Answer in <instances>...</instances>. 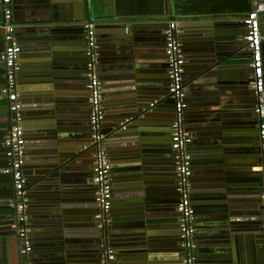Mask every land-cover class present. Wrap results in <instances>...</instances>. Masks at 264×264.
Returning a JSON list of instances; mask_svg holds the SVG:
<instances>
[{
  "label": "crops",
  "instance_id": "0c3cea01",
  "mask_svg": "<svg viewBox=\"0 0 264 264\" xmlns=\"http://www.w3.org/2000/svg\"><path fill=\"white\" fill-rule=\"evenodd\" d=\"M1 5L0 0V23ZM183 5L176 4L174 0H59L58 7L53 9V15L41 11L34 14L32 10L16 11L13 8L15 34L21 46L18 54L20 70L17 75V91L21 103L22 127L25 136L23 172L27 177L26 191L29 202L27 232L32 242V249L31 261H29L19 253L20 244L13 227L2 225L5 219L12 218V211L6 204L7 198L0 196V264H62L57 257H52L56 260L47 261L49 258V252H46L47 246L52 241L46 237L58 236L55 230L58 228L57 222L50 221L49 223L48 219L53 216L50 214L53 213L55 217L57 210H66L69 205H81L86 206V209L90 211L83 214L84 218H90V214L92 215L96 210L88 178L90 165L87 166L86 171H79L80 175L73 180V184L68 176L73 171L62 170L61 182L65 184V187L59 190L55 186H50V190L52 189V192L54 190L53 195L58 197L56 203H53L52 208H55L53 212L43 211L42 209L47 206L37 204L38 196L35 195L42 178L49 177L60 165L58 163L67 157L61 144L73 143L72 141L85 144L90 134L88 92L83 70L82 25L86 20L94 23L96 42L101 52L98 62L101 103L104 112L101 129L109 136H107L106 149L111 162L109 173L111 191L112 193L118 192V194L125 191L141 194L150 207H153L152 202L155 199L165 200L161 210L146 211L147 214H155L153 218L156 217V221L153 226L158 232L149 240L147 247H150V251L146 258L161 260L163 264L170 262L176 264V261L181 264L182 249L178 244L176 209L174 205L172 210L164 209L165 205L168 206L166 198L164 195H157L165 193L166 186L158 183L146 184L143 180L147 170L153 172V169L147 165V162H151L149 156L157 158L160 155L158 151L161 149L170 153L168 141L173 106L165 95L167 77L163 60V29L169 20L175 19L178 24L184 22L181 38L185 45L189 43L191 35H205L206 33L221 37L234 35L242 41L241 35L244 27L241 18L247 11L236 8L232 11V8L222 3L207 4L195 10H186ZM226 31L230 32L226 33ZM262 31L264 32V23ZM242 42L237 48L239 54H237V62L233 64L235 65L233 67L246 76L248 51ZM2 47L3 38L0 26V51ZM262 49L264 50V41ZM182 50L184 55L187 54L183 48ZM262 63L264 67V62ZM2 83L3 64L0 61V91ZM190 83L191 80L188 84ZM184 86L186 107L188 102L194 104L200 102V90H190L187 84ZM250 97L252 100L251 94ZM206 100H210L212 110H219L225 106V103L220 102L217 105L212 96H208ZM150 102H153L152 106L149 105ZM251 103L236 108L241 111L247 110L253 120L255 116ZM145 106L152 107L148 121L139 122L136 117H125L128 118L125 129L113 132L115 130L113 126L119 120L120 110H141ZM227 107L229 106L225 109ZM230 110H234V107ZM184 124L191 135V142L188 145L191 162L208 163L207 166L212 175L209 181L202 180L199 184H216L214 193L217 195L223 190L228 192L227 195L225 193L220 195L226 199L225 203L210 204L209 211L205 210V205L201 206L199 203V200L203 199L199 190L197 201L193 199L195 203L192 204L191 200L194 210L196 264H214L211 261L213 258L208 255L222 256L224 262L221 264L239 263L238 251L233 250L235 244L232 237L237 230L236 240L237 243L241 242L248 219H239L238 214L233 220L231 218L232 209L241 210L242 205H248L250 209L260 211L257 216L258 224L259 222L261 224L264 215V210H261L263 204L259 197L261 187L258 189L255 187L256 178L262 177L258 171V155L252 157L247 155L242 158L244 161H249L251 165L247 171L242 172L244 175L241 177L244 180H239V186H237L243 190L235 189L236 191L232 192L228 189L232 187L226 186L225 181L216 180L219 175L226 176L223 173L224 168H221L224 163L220 158L222 149L218 142L214 141L218 127L214 125L209 116L201 117L197 111H186ZM216 124H218L217 121ZM8 125L7 100L0 92V193L6 192L9 182L7 173L2 172V168L7 163L2 138ZM62 134L76 136L65 138ZM245 144L248 145V142L244 141ZM251 144L254 153L257 154L256 142H251L248 146L252 147ZM163 162L165 163L160 166L167 168V174L173 175L174 161ZM66 165L69 164L66 163ZM164 171L166 170L163 169ZM62 174L67 175L62 176ZM191 179L189 177L190 184ZM161 188H163L162 192ZM138 195L136 205L131 207L135 217L140 216L141 205L144 204ZM249 197L254 198L255 201H251ZM74 201L77 203L71 204ZM84 225L87 227L91 224L86 222ZM236 225L244 227L234 228ZM223 238L229 239L222 245L220 242ZM116 245V249L127 251L119 253L120 259L115 256L112 264H139V261L136 263H131V261L139 260L137 257L145 254L144 246L141 245L120 246L119 243ZM219 246H221L219 252L211 249Z\"/></svg>",
  "mask_w": 264,
  "mask_h": 264
},
{
  "label": "water",
  "instance_id": "95a60500",
  "mask_svg": "<svg viewBox=\"0 0 264 264\" xmlns=\"http://www.w3.org/2000/svg\"><path fill=\"white\" fill-rule=\"evenodd\" d=\"M11 3L12 8H14L16 11L22 10L24 12L32 10V13L34 14L38 13V11H41L53 15V9L58 7L57 4L59 5V0H11ZM184 26V22H180L177 27L178 39H180L181 46L184 49L185 53H187L185 54L186 56L184 55L185 60L183 64V84H187V88H190V90H200L199 97H201L200 102H197L195 104L188 102L187 107L185 108V112L197 111L199 116H209L213 120L214 125H216V127H218L219 129L217 132V137L216 139L214 138V141H217L220 145V148L222 149L220 158L223 159L224 163H222L221 168H224L223 173L226 175H219V177L215 176L217 177L216 180L220 179L221 181H225L226 183L224 184L226 186L232 187L228 188L232 192L236 191L235 189L243 190L238 188L237 186H239V180H244L241 177L242 175H244V173L242 172L247 171L251 163H249V161H244L242 158L247 155H251V157L257 155L254 153L253 145L251 144L252 147L248 146L249 143L254 142V125L257 124V121L254 122V120L251 119V115L248 114L247 110L241 111L239 109L237 110L236 108L246 106L245 104H250L252 102L251 108L253 109L254 99L251 100L250 94H252V91L248 85L250 73L252 70L249 66L250 52L249 50H247V74L246 76H243L236 67H233L235 66L233 64L237 62V54H239L237 48L238 46H241L242 42L240 41V39H237L238 36L231 35L230 37H221L216 35L213 36L207 33L205 35H191L188 41L189 43L185 45L183 39L181 38V36L183 35L182 33ZM229 32L230 31H226V33ZM162 46L165 67L166 62L164 55V43H162ZM99 53H101L100 49ZM261 55L262 62H264L263 49L261 50ZM114 64L116 65V63ZM83 70L85 72V68H83ZM189 80H191L190 84H188ZM165 95L172 104V100L167 96V90L165 92ZM208 96H212L214 98L213 101L217 105H219V102L223 104L225 103V106L221 107L223 110L221 108L219 110L210 109L211 102L210 100H206ZM151 103L153 104V102H150V104ZM152 104L150 106H152ZM226 106L229 107L225 109ZM232 107H234V110H230ZM143 108L144 109L141 110L133 109V111L120 110V112L118 113L119 120L118 122H116V124H114L113 127H115V130L113 132H116L120 129H125L120 127V123L126 119L125 117H136L139 122L148 121L150 115L149 112L152 110V107L145 106ZM216 121L218 124H216ZM75 136L76 135L62 134V137L65 138H75ZM244 141L248 142V145H244ZM72 142L73 143L61 144L62 149L67 153V157H65L62 161H60V163H58V165H60L56 167V171H54L49 177L42 178V180L39 182V187L37 188L35 195L38 196L37 204L47 206V208L42 209L45 212H53L55 210V208H52L54 206L53 203H56V201L58 200V197L53 195L54 190L53 192L51 191L52 189L50 190V186H55L59 190L61 189V187H65V184L61 182V172L68 170L73 171L72 174L68 175L72 179L70 182L73 184V180L80 175L79 171H86L88 169V165H90L91 167L93 147L90 145V134L85 144L83 142L80 143L79 141L78 143H76V141ZM168 147L170 149V138L168 141ZM250 151L253 152L251 153ZM158 154L157 158L154 156H149L151 158V162H147V165H149L153 169V172L147 170L144 173L143 180L146 184L158 183L161 184V186L165 185L167 189L165 193L161 195L157 193L155 194L159 196L164 195V198H166V203L168 204V206L165 205L164 209L172 210L173 205L176 209V195L178 196V192L176 190L177 186L175 182V168L173 166L174 170L172 175L167 174V168H163L162 166H160L165 163L163 161H166L167 163L174 161L173 153L171 149L169 153L170 155L167 151H165V149H161L158 151ZM227 158L228 160H225ZM112 159L114 160V158ZM66 163L69 165H66ZM207 165L208 163L204 165V162H191L192 175L194 176H190L192 178L190 190L191 194H193V196H191L192 204L197 201V196H199L197 192L199 190L201 192V195L203 196V199L199 200V203L201 206L205 205V210L209 211L208 207L210 204L215 205L217 203H225L226 199H224L220 195L222 193H225L227 195L228 192L223 190L222 193L217 195L214 193L216 190V184H199V182H201L202 180L209 181L211 179L212 175H210V168ZM70 166L72 168H69ZM159 166L161 168H159ZM150 167L148 169H150ZM227 168L231 170H228ZM163 169L166 171L163 172ZM90 171L88 176L89 181ZM258 171L261 173L259 168ZM202 174H204V176H202ZM205 174L207 175L205 176ZM64 175L67 174H62V176ZM256 180V189H258L259 187H261L262 189L263 177H258L256 178ZM70 182L69 184L71 185ZM90 186L92 189L91 184ZM162 189L163 188H161V192ZM137 195L138 194L136 193L128 191L122 192L121 194H118V192L112 193V202L110 207L111 211L109 213L110 221L105 226L104 234L96 225V219L94 217L96 210H94V213L92 215L90 214V218H84L83 214H85V212H90L88 209H86V206L69 205L67 206L66 210H57L55 211V217L58 218L57 220L55 217H53L54 214L51 213L50 215L53 216H51V218L48 220L49 223L50 221H54V223L57 222L56 225L58 226V228H56L55 230L57 231L58 236L46 237L48 240L52 241L49 246H47L46 252H49V258H47V261L56 260L52 257H57V259H60L59 262L62 264L100 263L102 253L101 240L103 236H105L107 244L115 249L116 257L119 256V253L127 251L126 249H116V243L121 244L120 246L141 245L144 246L143 251L145 254L139 255V257H137L139 260L134 259L133 261H131V263H136L137 261H139V264H163L164 262L161 260H152L146 258L147 253H149L150 251V247H147L149 244V240L158 234V232H156L154 229L155 227L153 226L156 221V217L153 218L155 214H147L146 211L155 212L156 210H161V207L164 205L165 200L161 198L155 199V201L152 202L153 207H150L146 200L141 197L142 195L139 194L138 197L143 200L144 204L141 205L142 209H140V216L135 217L131 210V207L136 205L135 201ZM220 198L222 199L220 201H217V199ZM76 199L78 200V198ZM193 199H195V201ZM249 199H251V201H255L254 198L249 197ZM227 201H229V199ZM76 203L77 201H74L71 204ZM28 204L29 202H27L26 212L28 211ZM242 206L243 207L241 210H237L236 208L232 209L233 211L231 217L234 220L236 219L235 217H237L236 215L239 214V219H248L246 221V227L238 225L234 227H244L245 229V235L241 236V242L237 243V230H235L236 232H234V235L232 237V240L235 244V248L233 250L234 252L238 251L239 263L236 264H264V235L260 233V222L258 224L259 218L257 217L258 214H260V211L250 209V206L248 205ZM261 210H264V208L262 207ZM263 217L264 215L262 216V219ZM86 222L91 225L86 227V225H84V223ZM12 223L13 216L10 219H5L2 225H8L9 227H11ZM53 233L54 235H56V232L53 231ZM226 237H228V234H226ZM228 239L229 238H223V241H221L220 243L223 245L226 241H228ZM221 246L210 248L216 252H219ZM23 256L31 261V251ZM208 257L213 258L211 261H213L212 263L214 264H221L224 262L222 256L208 255ZM114 259L112 260L111 264L113 263ZM118 259L120 258L118 257ZM175 263L178 264V261H176ZM180 263L182 264V261ZM226 263L227 262H225V264ZM169 264L174 263L170 262Z\"/></svg>",
  "mask_w": 264,
  "mask_h": 264
},
{
  "label": "built area",
  "instance_id": "2783aa9c",
  "mask_svg": "<svg viewBox=\"0 0 264 264\" xmlns=\"http://www.w3.org/2000/svg\"><path fill=\"white\" fill-rule=\"evenodd\" d=\"M1 29L3 47L0 51V61L3 64V83L1 93L7 100L9 125L2 138L4 153L7 158L2 172L12 179V194L6 204L12 210V227L19 240V253L26 255L32 249V242L27 228V177L23 172L25 158V136L22 127L21 103L18 99L17 75L20 70L18 54L21 50L15 31L11 0H1ZM264 0H249V9L241 18L244 32L241 39L250 52L251 73L248 85L253 93V112L257 118V136L260 150L259 170L263 177V187L259 193L264 208V72L261 48L264 41L262 26ZM84 38V68L86 89L88 92L90 130V145L93 147L90 171V184L96 205V225L104 234V229L110 221L111 184L109 173L111 162L107 155V134L102 131L101 123L104 112L101 103V82L99 79V50L96 42L95 27L91 20L83 22ZM178 22L169 20L163 29L164 55L166 62L167 96L172 100L173 113L169 128L170 149L173 153L176 176V212L178 214V244L182 249V264H196L194 242V210L191 204L189 176L191 173V158L187 150L191 135L184 124L186 108L185 87L183 84V64L185 56L178 39ZM152 104V103H151ZM150 104V105H151ZM128 118L120 123L126 127ZM115 128V127H114ZM260 232L264 235V217L260 224ZM100 264H111L115 258V250L107 244L105 236L101 240Z\"/></svg>",
  "mask_w": 264,
  "mask_h": 264
},
{
  "label": "trees",
  "instance_id": "16d2710c",
  "mask_svg": "<svg viewBox=\"0 0 264 264\" xmlns=\"http://www.w3.org/2000/svg\"><path fill=\"white\" fill-rule=\"evenodd\" d=\"M176 4H184L186 10H195L198 9L201 6L207 5V4H214V3H222L226 5L227 7L232 8L234 11L236 9L241 10H248L249 9V0H174ZM7 160V158H6ZM9 178L8 182V189L6 192L0 193V196H3L4 198H9L12 194V179L9 174H6Z\"/></svg>",
  "mask_w": 264,
  "mask_h": 264
},
{
  "label": "flooded vegetation",
  "instance_id": "af4514ba",
  "mask_svg": "<svg viewBox=\"0 0 264 264\" xmlns=\"http://www.w3.org/2000/svg\"><path fill=\"white\" fill-rule=\"evenodd\" d=\"M251 96H252V99H254V98H253V93L251 94ZM88 114H89V103H88ZM254 116H255V114H254ZM253 120H254V122L257 121L256 116L254 117ZM254 127H255V129H254V142H256L257 147H258V148H257V149H258V150H257V151H258V152H257V155H258V158H259V161H260V150H259V145H258V141H259V140H258L257 130H256V129H257V124L254 125ZM255 136H256V138H255ZM204 165H205V163H204ZM191 173H192V172H191ZM202 175H204V174H202ZM206 175H207V174H205V176H206ZM190 176H192V174H190ZM190 176H189V177H190ZM175 182H176V176H175ZM176 198H177V195H176ZM177 218H178V214H177Z\"/></svg>",
  "mask_w": 264,
  "mask_h": 264
},
{
  "label": "clouds",
  "instance_id": "9594fccd",
  "mask_svg": "<svg viewBox=\"0 0 264 264\" xmlns=\"http://www.w3.org/2000/svg\"><path fill=\"white\" fill-rule=\"evenodd\" d=\"M27 185V184H26ZM7 201V200H6ZM12 211V210H11ZM27 213V212H26Z\"/></svg>",
  "mask_w": 264,
  "mask_h": 264
}]
</instances>
